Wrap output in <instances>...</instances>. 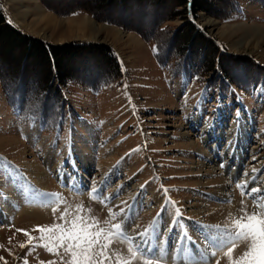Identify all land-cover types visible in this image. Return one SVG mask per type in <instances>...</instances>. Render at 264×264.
I'll list each match as a JSON object with an SVG mask.
<instances>
[{"label":"rangeland","instance_id":"obj_1","mask_svg":"<svg viewBox=\"0 0 264 264\" xmlns=\"http://www.w3.org/2000/svg\"><path fill=\"white\" fill-rule=\"evenodd\" d=\"M123 1L0 0L19 31L49 45H88L58 53L57 67L69 76L56 83L62 100L13 104L0 77V264L80 261L84 249L91 257L97 245L81 239L73 258L64 250L67 236L61 246L59 232L39 230L60 224L65 210V220L75 221L64 225L68 235L121 225L110 242L101 234L103 264H251L264 256V234L238 241L231 258L224 255L231 244L217 250L213 241L242 208L264 209V4L204 0L195 9L193 0ZM154 8L164 16L159 39L175 33V52L164 63L156 42L132 28L144 30ZM26 45L0 35V66L9 76L25 63L29 91L49 69ZM104 47L121 74L94 89L79 77L109 70ZM145 230L152 255L136 248ZM249 243L254 248L239 261Z\"/></svg>","mask_w":264,"mask_h":264},{"label":"trees","instance_id":"obj_2","mask_svg":"<svg viewBox=\"0 0 264 264\" xmlns=\"http://www.w3.org/2000/svg\"><path fill=\"white\" fill-rule=\"evenodd\" d=\"M120 1L123 6L124 1L123 0H120ZM182 1L183 3H187V0H182ZM256 1L264 4V0H256ZM203 2L204 0H193V5L195 6V9L202 7L201 3ZM141 13H142V10H141ZM152 16L153 17L150 20L146 19L147 26H145L144 30H142L144 27L139 28V27L133 26L132 28H134L133 30H136V32L141 34L143 37L150 38V40L153 39L156 42L157 49H158V54L156 55L157 60H159V62L164 63L167 58L165 59L163 57L165 55L168 57L175 52V50L172 51V48L175 47V43H176L175 37H174L175 33L173 37H171V40L169 41L166 40L165 38L162 39V37L161 39H159V37L157 36L156 30H157V26L159 22L163 19L164 16H161V15L159 16L155 8L152 11ZM114 21L116 23H120L117 20H114ZM2 34L5 36V39L7 41L13 42V41L19 40L21 43H25V45L27 44L26 45L27 47L25 48L26 54L39 55L41 59L43 58L44 62L47 64V68L49 69L48 73L44 77H42L41 79L33 80L32 81L33 86L30 87L29 91H27L28 89H25V88L29 87L26 84V83H29L28 82L29 80L27 81V79L29 78H27L24 74V68H25L24 62H23L24 64H22V66L18 70L19 73H11L9 74V76L5 72L4 67L0 66V77L1 79H3L4 90L8 97V100H10L11 103L13 102L15 103V101L19 100V102L21 103L25 99L31 98V97L37 100L39 99L38 96L43 97V99H40V100H44V101H48L52 99L50 100L49 103L53 101L56 102V100H62L63 97L61 96V92L59 90L60 88L59 84L56 85V83L57 81H59V83L62 85V83L65 82V80L68 79L69 76L64 75L62 72H60L57 67V62L61 63V56H59L58 53H61L62 52L61 49H64V47L76 53L77 51L81 52L83 51V49H88V45L84 43H78V44L69 43L67 45L65 44L66 46L46 44L39 38H34L32 36H29L19 31L16 27H14L11 23H9L6 19L5 14L3 13L0 7V35ZM104 48H105L104 50L106 51L105 53L108 55L106 62L110 66L108 67L109 70L101 71L96 68L95 69L92 68L93 71L91 73L86 72L85 75H82L79 77L80 81H82L85 85L90 86L94 89L101 87L103 84L110 82V80L117 78L121 74L119 62L114 52L112 51V49H108L106 47ZM189 51H191V49ZM183 53H178V54L182 55ZM187 55L188 54H186L185 56ZM203 55L204 54H202V56ZM52 66L56 70L55 75L53 76L54 78L52 77V70H51ZM59 73L62 74V78L60 77ZM11 79L12 80L17 79L15 81V86H10V83L13 82ZM33 104L34 103L29 104L30 106L28 108L31 110H36V107ZM37 110H39V108H37ZM41 110H43L42 112L44 114L48 112V109L44 106L41 107Z\"/></svg>","mask_w":264,"mask_h":264},{"label":"snow or ice","instance_id":"obj_3","mask_svg":"<svg viewBox=\"0 0 264 264\" xmlns=\"http://www.w3.org/2000/svg\"><path fill=\"white\" fill-rule=\"evenodd\" d=\"M7 163V162H5ZM223 167V165H221ZM242 189L247 187V184H244L241 186ZM92 192L97 193L98 190L92 187ZM165 192H167V189H164ZM260 190L258 188H252L248 190V195L252 196L253 193H257ZM242 191V195H243ZM49 198L55 197L57 200H59V196L56 193H47L45 194ZM255 199V198H254ZM171 203V201H169ZM241 204H244V201H241ZM254 207L256 208L255 211H253L251 214H248L246 211V207L242 208L241 211L244 213L243 215L240 216L239 219H236L232 221V223L228 226L226 229H221V236L219 240L213 241V244H215L217 250L222 248L223 246L227 244H231L232 247H229L228 251L224 253L225 256H228L231 258L232 252L234 251L235 246L237 245V242L240 240H252L254 239L258 234H264V209L260 207L259 204H255ZM57 209H53V212H55ZM124 210L121 209V213H123ZM121 213H116L111 216V219H115L116 215H120ZM177 213H179V209H177ZM68 212L65 210L64 213H61L59 219L61 221L60 224H54L51 227L48 226H43L40 227L39 230L41 233H44L45 231H48L50 233H57L59 232L60 234L56 236V239L61 241V246L62 243L67 236V239L70 241L68 244V247L65 248L66 253H70L73 258H75L76 253L73 251L74 247L79 246V241L83 239L84 243L90 248L93 244L98 246V251L92 254L91 257L87 255V249H84L82 252L83 259L80 261H77L75 259L69 260V261H64L63 257H61L62 264H97V258L100 260V264H103V258H104V250L108 247V243H100L101 240V234L103 233V238L105 240H108L109 242L111 241V238L113 236H119L120 235V229L121 225L119 223H115L111 225V230L110 232H105L104 229L98 228V230L94 233H91L87 236L81 237L77 235H68L70 229L64 227V225H70L71 227H75V221H66L65 220V215H67ZM259 217V219H257ZM242 221H247L246 223H242ZM252 221H256V224L254 225ZM177 223L178 222H174ZM218 227V226H217ZM172 231V228H169V232ZM148 236V231L145 230L144 232H140L137 237V242H136V248L140 251L142 255H152L151 246L148 245V240L146 237ZM43 238V237H41ZM186 236L181 237V239H186ZM71 241H77L76 245H73ZM193 244H195V241H192ZM25 245H21V247H24ZM147 246V247H146ZM249 251L243 253V255L239 258H237L239 261H243L245 258L249 257L250 252L254 248V245L249 243L248 245ZM50 252L54 251L53 248L48 249ZM128 251L131 253L133 258L135 257L136 253L132 250V248H129ZM211 255L213 257L216 256V252H212ZM110 260V258H109ZM25 264L27 262L25 261ZM43 264V262H42ZM48 264H54L53 261H49ZM216 264H219V261H216ZM251 264H264V256H262L259 259H253L251 261Z\"/></svg>","mask_w":264,"mask_h":264},{"label":"crops","instance_id":"obj_4","mask_svg":"<svg viewBox=\"0 0 264 264\" xmlns=\"http://www.w3.org/2000/svg\"><path fill=\"white\" fill-rule=\"evenodd\" d=\"M6 16V15H5ZM6 19H7V21L9 22V19L7 18V16H6ZM9 23H11V22H9ZM13 25V24H12Z\"/></svg>","mask_w":264,"mask_h":264},{"label":"bare ground","instance_id":"obj_5","mask_svg":"<svg viewBox=\"0 0 264 264\" xmlns=\"http://www.w3.org/2000/svg\"><path fill=\"white\" fill-rule=\"evenodd\" d=\"M258 188V187H257ZM260 189V188H259ZM261 191V190H260ZM216 252H218V251H216Z\"/></svg>","mask_w":264,"mask_h":264},{"label":"water","instance_id":"obj_6","mask_svg":"<svg viewBox=\"0 0 264 264\" xmlns=\"http://www.w3.org/2000/svg\"><path fill=\"white\" fill-rule=\"evenodd\" d=\"M192 1V0H191ZM192 3V2H191Z\"/></svg>","mask_w":264,"mask_h":264}]
</instances>
